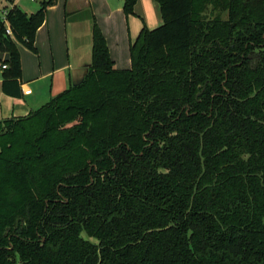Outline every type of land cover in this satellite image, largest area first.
I'll use <instances>...</instances> for the list:
<instances>
[{
	"label": "trees",
	"instance_id": "trees-1",
	"mask_svg": "<svg viewBox=\"0 0 264 264\" xmlns=\"http://www.w3.org/2000/svg\"><path fill=\"white\" fill-rule=\"evenodd\" d=\"M4 1L19 96L18 46L57 0ZM154 1L129 69L93 19L83 80L0 121V264H264V0Z\"/></svg>",
	"mask_w": 264,
	"mask_h": 264
},
{
	"label": "crops",
	"instance_id": "crops-1",
	"mask_svg": "<svg viewBox=\"0 0 264 264\" xmlns=\"http://www.w3.org/2000/svg\"><path fill=\"white\" fill-rule=\"evenodd\" d=\"M14 4L27 14L37 10L22 0ZM122 7L123 0H57L49 7L35 34L36 52L25 47L20 51L18 46L19 96L6 94L0 79V121L25 117L83 80L91 64L93 19L105 37L114 68L129 69L131 37H137L142 23L149 30L160 26L161 18L154 0H137L134 15L128 17ZM9 89L16 90L14 86ZM25 90L31 93L25 95Z\"/></svg>",
	"mask_w": 264,
	"mask_h": 264
},
{
	"label": "built area",
	"instance_id": "built-area-1",
	"mask_svg": "<svg viewBox=\"0 0 264 264\" xmlns=\"http://www.w3.org/2000/svg\"><path fill=\"white\" fill-rule=\"evenodd\" d=\"M0 15H1L2 25H3V28H4V30L1 31L0 34L2 36H4V37H9L10 39L15 40L14 37H13L12 30H11L10 26L8 25V22L6 21V18H5L6 17V11H2L0 13ZM0 53L6 54L4 52H0ZM7 67H8L7 62L0 61V73H2V71L6 70ZM23 93L25 95H29L31 93V91L30 90H25Z\"/></svg>",
	"mask_w": 264,
	"mask_h": 264
},
{
	"label": "rangeland",
	"instance_id": "rangeland-1",
	"mask_svg": "<svg viewBox=\"0 0 264 264\" xmlns=\"http://www.w3.org/2000/svg\"><path fill=\"white\" fill-rule=\"evenodd\" d=\"M23 1V3L24 4H27L28 6H30V7H35L36 9H38L39 8V2L40 1H42V0H22ZM4 5L6 6L7 4L5 3V1L4 0H0V9L1 8H3L4 7ZM159 14H160V11H159ZM125 16V15H124ZM160 18H161V15H160ZM149 24V26H151V24L152 23H148ZM160 24H162V19H161V22H160ZM159 24V25H160ZM98 25V24H97ZM143 26H144V23H142V27H141V29L143 28ZM99 27V26H98ZM145 28H147V27H145ZM149 28V27H148ZM147 28V29H148ZM100 29V28H99ZM140 29V30H141ZM101 30V29H100ZM102 32V31H101ZM140 32V31H139ZM104 36V35H103ZM136 37V36H135ZM135 37L134 38H132L131 37V40H132V42L134 41V39H135ZM19 50L20 51H22V50H24V47L23 46H21V45H19ZM91 241L92 242H94V240H92L91 239Z\"/></svg>",
	"mask_w": 264,
	"mask_h": 264
},
{
	"label": "water",
	"instance_id": "water-1",
	"mask_svg": "<svg viewBox=\"0 0 264 264\" xmlns=\"http://www.w3.org/2000/svg\"><path fill=\"white\" fill-rule=\"evenodd\" d=\"M9 56L7 54L0 53V61L8 62Z\"/></svg>",
	"mask_w": 264,
	"mask_h": 264
}]
</instances>
